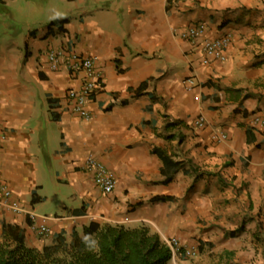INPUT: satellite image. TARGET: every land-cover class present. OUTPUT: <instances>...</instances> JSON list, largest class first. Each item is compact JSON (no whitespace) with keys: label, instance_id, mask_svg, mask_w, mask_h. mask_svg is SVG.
I'll return each instance as SVG.
<instances>
[{"label":"crops","instance_id":"crops-1","mask_svg":"<svg viewBox=\"0 0 264 264\" xmlns=\"http://www.w3.org/2000/svg\"><path fill=\"white\" fill-rule=\"evenodd\" d=\"M191 25L205 34L187 38ZM225 34L227 58L203 63V41ZM63 48L96 59L88 117L67 97L83 73L48 66ZM257 117L264 0H0V181L12 190L0 226L22 227L28 246L70 243L92 221L143 224L178 237L198 264H264ZM89 156L113 172L111 194L84 168Z\"/></svg>","mask_w":264,"mask_h":264},{"label":"trees","instance_id":"trees-1","mask_svg":"<svg viewBox=\"0 0 264 264\" xmlns=\"http://www.w3.org/2000/svg\"><path fill=\"white\" fill-rule=\"evenodd\" d=\"M125 102L113 97V103ZM247 133L250 139L251 131ZM178 166L165 171L164 183L172 180ZM172 257L170 245L143 224L130 227L92 221L81 231H74L70 243L59 238L42 250L27 245L22 227L5 222L0 226V264H174Z\"/></svg>","mask_w":264,"mask_h":264},{"label":"built area","instance_id":"built-area-1","mask_svg":"<svg viewBox=\"0 0 264 264\" xmlns=\"http://www.w3.org/2000/svg\"><path fill=\"white\" fill-rule=\"evenodd\" d=\"M205 34L204 25H191L186 33L189 39H197ZM232 41L231 34H225L215 38H206L202 43L203 63H209L213 60L224 61L227 58L226 49ZM95 57L87 53H79L75 50H51L48 53V66L51 70H58L60 67L71 73H83V82L79 88H70L67 97L71 101V109L85 117L89 113L86 108L88 99L101 89V77L96 69ZM62 64V65H61ZM65 65V66H63ZM190 86L193 84V77L188 78ZM261 122L264 124V118L257 117L254 124ZM197 127L204 125V117H198L196 120ZM5 137V134L2 135ZM225 137L224 134L221 135ZM1 148V136H0ZM84 168L90 173L95 185L102 193L111 194L116 186L117 180L113 172L108 169L101 161L94 156H89L84 163ZM12 198V190L0 181V201ZM40 235H47L50 228L47 225L39 227ZM171 247L173 254L185 250L187 253L195 254L193 248H187L183 245L178 237H171L165 240Z\"/></svg>","mask_w":264,"mask_h":264},{"label":"rangeland","instance_id":"rangeland-1","mask_svg":"<svg viewBox=\"0 0 264 264\" xmlns=\"http://www.w3.org/2000/svg\"><path fill=\"white\" fill-rule=\"evenodd\" d=\"M180 253L185 255L186 258L185 260L187 261H181ZM172 261L174 264H198L197 255H194L192 253H187L185 250L178 251L175 254H173Z\"/></svg>","mask_w":264,"mask_h":264}]
</instances>
